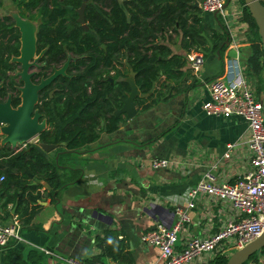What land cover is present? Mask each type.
<instances>
[{
    "label": "trees",
    "instance_id": "16d2710c",
    "mask_svg": "<svg viewBox=\"0 0 264 264\" xmlns=\"http://www.w3.org/2000/svg\"><path fill=\"white\" fill-rule=\"evenodd\" d=\"M11 1L19 17L37 22V59L30 79L34 84L48 82L38 91L35 104L39 121L45 123L37 142L24 147L0 144V221L9 223L15 216L21 231L39 230L31 225L40 210L38 202L44 197L55 202L57 192L80 177L81 171L64 159L94 144L102 133L114 132L126 119L125 114L116 115L115 111L130 92L128 79H133L139 93L146 94L134 98L138 112L186 91L197 85L186 65V54L218 49L220 34L204 22L201 9L193 6L196 0ZM84 1L81 23L77 9ZM239 1L252 43L246 74L257 95L264 97L260 37L244 1ZM177 30L181 31L185 54L173 53L165 40L166 34ZM20 50L21 31L14 17L4 14L0 17V101L9 102L12 108L21 105ZM40 143L56 148L45 156L36 149ZM28 173L36 180L34 184ZM42 181L48 183L49 190H42ZM120 235L115 229L96 235L99 253L84 261L135 264ZM0 250L7 264L20 263L18 245ZM27 257L36 263L41 255L30 250ZM227 257L218 255L213 262L225 264ZM258 259L256 252L244 264H256Z\"/></svg>",
    "mask_w": 264,
    "mask_h": 264
},
{
    "label": "crops",
    "instance_id": "0c3cea01",
    "mask_svg": "<svg viewBox=\"0 0 264 264\" xmlns=\"http://www.w3.org/2000/svg\"><path fill=\"white\" fill-rule=\"evenodd\" d=\"M1 1L0 17L11 14L18 22L12 1ZM197 2L200 8L201 1ZM201 16L220 38L218 49L200 52L203 55L200 71L197 75L192 73L197 85L137 111L132 118L126 117L116 131L102 133L94 144L71 152L64 159L73 169L81 171L80 177L60 189L55 202L49 197L38 202L40 210L31 225L40 229L22 231L19 264H60L66 256L91 259L99 253L95 236L105 229L121 233L120 238L127 242L135 264H151L159 258V249L144 243L141 236L158 223L173 225L175 207L187 209L189 217L178 234V248L191 237L216 232L236 217L227 200L203 193L198 195L195 206L187 205L188 192L207 171H214L217 183H223L233 181L250 168L248 123L237 117L209 116L202 108L208 95L207 84L215 77L240 73L253 86L246 74L252 43L247 37L242 4L231 0L217 17L202 10ZM20 20L34 26L31 34L34 43L37 22L21 17ZM181 38L179 30L166 34L165 40L173 53L185 54ZM188 54L186 65L191 70ZM35 60L34 46L29 63L36 65ZM157 158L169 159L171 164L153 168L151 162ZM31 180L36 181L34 177ZM43 182L42 190H48ZM30 250L41 255L36 263L27 257ZM218 255L202 254L189 264H214ZM0 264H7L2 250ZM256 264H264V258H259Z\"/></svg>",
    "mask_w": 264,
    "mask_h": 264
},
{
    "label": "built area",
    "instance_id": "2783aa9c",
    "mask_svg": "<svg viewBox=\"0 0 264 264\" xmlns=\"http://www.w3.org/2000/svg\"><path fill=\"white\" fill-rule=\"evenodd\" d=\"M224 3L225 0H201L200 8L206 13H220ZM188 60L192 73L197 75L203 63V55L192 51L188 54ZM207 86L208 95L202 103L206 115L237 117L248 123L250 168L233 181L223 183H217L214 171H207L188 192L187 205L190 208L195 206L198 195L203 193L227 200L237 215L216 232L191 237L182 248H178V234L189 221V217L187 209L175 207L176 219L173 225L158 223L141 236L144 243L159 249V258L151 264H189L194 258L212 252L229 256L234 250L258 237L264 230V97L258 96L254 87L240 73L215 77ZM32 140L33 143L37 142L36 137ZM230 146L228 145V148ZM170 164L171 161L164 158H157L151 162L152 167L156 169L166 168ZM21 242L23 237L17 218L13 217L9 223L0 221V249ZM41 250L49 253L47 249ZM60 264L112 263H88L78 257L66 256Z\"/></svg>",
    "mask_w": 264,
    "mask_h": 264
},
{
    "label": "water",
    "instance_id": "95a60500",
    "mask_svg": "<svg viewBox=\"0 0 264 264\" xmlns=\"http://www.w3.org/2000/svg\"><path fill=\"white\" fill-rule=\"evenodd\" d=\"M231 0H226L224 3L223 9L228 5ZM244 5L248 8L251 17L254 19L257 31L260 37L261 47L263 50L264 56V4L260 0H243ZM86 6V1H84L81 6L77 9L78 21L84 23V9ZM193 6H198V2L195 1ZM67 8H71L70 5ZM219 12L214 13V16L217 17ZM20 19L16 22L17 26L21 31V50L20 57L17 58L21 63L19 70V75L23 81V87H21V105L17 108H12L9 102L0 101V128L3 129V141L10 142L13 144L15 142H24L26 140H31L37 137V134L44 128V121H39V115L35 110V104L38 100V91L42 88L48 80H43L39 84L32 83L30 77L32 65L30 58L33 54V49L35 42L33 43L32 35H25L26 26ZM33 32V31H32ZM31 32V33H32ZM225 44L228 45V41H225ZM218 53V52H217ZM133 75V72H131ZM130 84V92L127 97L122 101V107L115 111L116 115L125 114L126 117L132 118L136 113V103L134 98L138 95L146 96V94L139 93V90L134 83L132 78L128 79ZM56 145L53 144H44L40 143L36 145V149L41 152L43 155L48 156V152L54 149ZM57 159V156H56ZM30 178H33V175L28 173ZM42 177H44L42 175ZM34 184V182H32ZM46 189H50V186L47 182H43ZM16 206V205H15ZM264 248V230L262 233L251 240L243 247L234 250L226 260L225 264H244L252 254L260 251ZM90 251L86 254L85 258L88 256Z\"/></svg>",
    "mask_w": 264,
    "mask_h": 264
},
{
    "label": "rangeland",
    "instance_id": "374dc122",
    "mask_svg": "<svg viewBox=\"0 0 264 264\" xmlns=\"http://www.w3.org/2000/svg\"><path fill=\"white\" fill-rule=\"evenodd\" d=\"M18 19H20V17H17ZM19 22H23L24 23V25L26 26V32H25V35L27 36V34L29 35V34H32L31 32L33 31V28H34V26L31 24V23H29V22H27V21H19ZM33 26V27H32ZM32 62H34V61H32ZM36 64V63H35ZM34 66H36V65H34ZM34 66H32V67H34ZM31 67V68H32ZM34 71V69H30V72H33ZM119 128V127H118ZM116 131V130H115ZM1 133H4L3 132V129L2 128H0V134ZM30 143H33V140L31 139V140H26V141H24V142H15V143H13L12 144V147H16V146H22V147H24V146H26L27 144H30ZM25 144V145H24ZM257 257L258 258H264V252H262V251H258L257 252ZM104 263H109V262H107V260L105 259L104 260Z\"/></svg>",
    "mask_w": 264,
    "mask_h": 264
},
{
    "label": "flooded vegetation",
    "instance_id": "af4514ba",
    "mask_svg": "<svg viewBox=\"0 0 264 264\" xmlns=\"http://www.w3.org/2000/svg\"><path fill=\"white\" fill-rule=\"evenodd\" d=\"M36 55V54H35ZM36 59H37V56H36Z\"/></svg>",
    "mask_w": 264,
    "mask_h": 264
}]
</instances>
